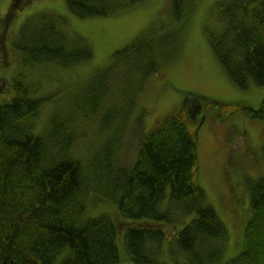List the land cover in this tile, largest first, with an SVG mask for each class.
Returning a JSON list of instances; mask_svg holds the SVG:
<instances>
[{"label": "trees", "instance_id": "1", "mask_svg": "<svg viewBox=\"0 0 264 264\" xmlns=\"http://www.w3.org/2000/svg\"><path fill=\"white\" fill-rule=\"evenodd\" d=\"M32 1L10 0L6 20ZM139 1L66 0V5L86 18L109 16ZM171 3L179 19L184 0ZM216 7L226 25L221 32L206 31L214 57L238 87L264 85V0H217ZM64 26L61 15L46 11L25 20L13 42L22 64L69 68L90 60V45L69 37ZM3 37L0 33L1 48ZM157 47L158 37L150 29L114 51L110 63L90 75L89 97L74 100L65 118L58 120L52 112L41 130L35 123L47 96H34V83L22 73L7 79L6 86L0 81V90L10 93L0 103V264H120L116 234L122 225L124 250L135 264H164L158 254L166 227L178 226L173 208L181 215L195 214L176 230V244L187 262L219 264L227 228L196 181L195 129L201 114L192 117L184 104L166 116L141 139L130 165H114L104 159L103 149L82 156L77 151L92 117L101 126L115 122V130L124 123L147 78L159 71ZM200 97L222 106L220 120L238 109L264 119V96L257 109ZM120 100L123 104L115 105ZM100 109L101 114L93 113ZM261 155L264 161V143ZM166 186L169 198L162 207ZM248 186L243 250L223 264H264V177ZM90 193L111 201L121 221L106 213L88 216Z\"/></svg>", "mask_w": 264, "mask_h": 264}, {"label": "rangeland", "instance_id": "2", "mask_svg": "<svg viewBox=\"0 0 264 264\" xmlns=\"http://www.w3.org/2000/svg\"><path fill=\"white\" fill-rule=\"evenodd\" d=\"M216 2L184 0L179 19L174 17L171 0H142L109 16L81 18L68 10L66 0H33L6 20L10 0H0V33L4 34V46L0 47V81H4L2 86H6L7 79L22 73L27 82L34 83L31 85L34 96H47L35 123L41 130L52 112L58 120L65 118L74 100L80 96L89 97L90 75L109 64L114 51L131 43L139 34L154 30L158 37L159 71L147 78L119 129H114L115 122L101 126L98 117L88 120L87 127L83 128L86 132L79 137L82 141H78L77 151L81 155L85 151L92 154L96 148L103 149L104 159L114 165H130L137 157L141 139L150 129L166 116L180 111L184 103L187 109L194 105L197 110L198 101L201 115L205 118L197 134L196 181L205 191L206 204L216 210L227 228L219 262L223 264L243 250V232L250 217L248 184L264 177L261 155L264 119L252 118L238 109L220 120L218 112L222 106L199 97L257 109L264 96V85L238 87L214 57L206 40V31L221 32L226 25L218 16ZM42 11L61 15L68 36L88 43L93 51L92 58L69 68L53 63L24 66L13 42L21 24ZM3 90H0V103L10 96L9 91ZM122 104L120 100L115 105ZM101 112L102 109L93 113ZM164 192L162 207L168 203L169 186ZM225 194L229 196L225 197ZM229 197L227 207L225 202ZM110 202L90 193L86 214L97 216L106 213L118 223L121 218ZM170 211L177 214L178 226L174 230L166 227L158 259L164 264H189L176 244V230L195 214L181 215L178 208ZM122 228L116 234L120 264H135L124 250L125 228Z\"/></svg>", "mask_w": 264, "mask_h": 264}, {"label": "flooded vegetation", "instance_id": "3", "mask_svg": "<svg viewBox=\"0 0 264 264\" xmlns=\"http://www.w3.org/2000/svg\"><path fill=\"white\" fill-rule=\"evenodd\" d=\"M229 195L228 194H225V197H228ZM230 199V197L226 200V202H225V205L228 207V200Z\"/></svg>", "mask_w": 264, "mask_h": 264}, {"label": "water", "instance_id": "4", "mask_svg": "<svg viewBox=\"0 0 264 264\" xmlns=\"http://www.w3.org/2000/svg\"><path fill=\"white\" fill-rule=\"evenodd\" d=\"M202 123V121L200 122V124ZM200 124H198V126H197V128H196V133H197V131H198V129H199V126H200Z\"/></svg>", "mask_w": 264, "mask_h": 264}]
</instances>
